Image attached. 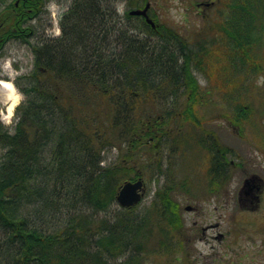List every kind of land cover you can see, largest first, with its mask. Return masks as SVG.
<instances>
[{"label": "trees", "instance_id": "16d2710c", "mask_svg": "<svg viewBox=\"0 0 264 264\" xmlns=\"http://www.w3.org/2000/svg\"><path fill=\"white\" fill-rule=\"evenodd\" d=\"M49 1L0 0V53L19 41L34 56L24 84L16 83L25 98L13 132L0 125V264H148L151 256L176 264L181 211L169 193L148 213L137 215V205L120 207L113 222L97 215L118 204L129 158L177 118L174 110L149 113V99L165 81L191 100L194 68L207 78L235 73L238 60L264 70L256 56L263 57L264 0H221L218 52L203 43L195 48L149 9L132 14L148 0H120L128 7L123 17L114 0H72L59 16L60 35L33 44L39 36L32 22ZM235 110L239 120L253 117L244 106ZM117 147L125 156L106 163L105 153Z\"/></svg>", "mask_w": 264, "mask_h": 264}, {"label": "rangeland", "instance_id": "374dc122", "mask_svg": "<svg viewBox=\"0 0 264 264\" xmlns=\"http://www.w3.org/2000/svg\"><path fill=\"white\" fill-rule=\"evenodd\" d=\"M148 2L149 13L156 21L180 34L192 46L203 43L208 49L216 51L215 43L222 42L225 38L219 30L225 21V17L220 13L221 0H148ZM111 3L116 6L119 16L123 17L128 9L126 1L114 0ZM199 3L213 4L207 7L198 6ZM70 6L72 0H50L46 13L32 22L36 25L35 30L39 36L32 37V43H37L43 35L53 37L60 35L59 16L67 12ZM262 45L263 57L260 53L256 56L264 67V36ZM207 57L209 56L204 58L206 68ZM237 63L235 73L227 70L221 72L222 75L226 73L224 78L215 76L216 73L207 78L200 70L194 68L198 92L197 96L190 95L191 100L186 95L190 93L168 86L169 80L165 81L159 91L162 97L159 95L150 97L149 113L158 115L164 114V111L174 110L177 111V118L163 129L162 137L151 140L148 148L144 147L141 152L134 153L129 158L127 179L141 178L146 185L144 197L135 210L137 215L148 213L154 200L165 192L180 205V226L175 231L173 239L175 257L182 259L176 264H254L250 259L242 263L239 257L235 258L234 253L239 252L244 246L246 248V245L249 246L246 244L247 240L263 237L261 232H257L261 228V223H253L250 219L253 218L252 215L264 216V70H250L247 64L242 67L239 60ZM33 64L34 56L29 44L12 41L0 53V81L12 82L14 92L18 96V103L9 113L7 91L0 85V125L11 130L10 132H13L17 122V108L25 98L16 83L24 84L22 77L32 71ZM192 97H195V100ZM236 106L252 110L253 117L249 120H239ZM186 108L190 109V112L193 111L192 117L189 115L191 113L186 112ZM208 145L214 148L213 153L207 148ZM4 152V148H0V159ZM226 152L229 176L218 179L212 169L217 168L218 160L224 157ZM124 156L118 147L113 148L105 153L106 163L117 162ZM253 176H257L255 182L261 187L262 195L258 205L249 198L243 199L241 203L233 199L231 206L225 208L220 204L215 211L212 193L239 191L245 179ZM222 178L228 179L227 182L225 183ZM187 206L198 207L200 211L199 213L187 211ZM119 208L120 206L116 204L97 217L107 218L113 222L117 218ZM219 215L223 220L221 230L228 231L229 237L223 242L213 241L215 233L209 230L206 242L197 241L193 229L195 230L198 225L207 226L213 223ZM225 219L228 223H225ZM199 231L200 229L195 233L197 237L201 233ZM2 236L3 233L0 232V241ZM231 241L236 244L228 248L227 244ZM164 252L162 249L161 253ZM198 257L199 263L196 259ZM118 260L123 262L124 258ZM147 261L148 264L161 262L159 257L155 256L149 257Z\"/></svg>", "mask_w": 264, "mask_h": 264}, {"label": "flooded vegetation", "instance_id": "af4514ba", "mask_svg": "<svg viewBox=\"0 0 264 264\" xmlns=\"http://www.w3.org/2000/svg\"><path fill=\"white\" fill-rule=\"evenodd\" d=\"M208 147H212L211 145H208ZM220 150H218V155ZM227 152L224 154V157H220V159L218 160L219 164L217 165V168L214 167V175L216 177H218V179L222 176H225L226 178L229 176V167H228V163H227V156H226ZM224 162V163H223ZM257 176H253L250 178L245 179L243 187L236 192H231V191H227V192H214L212 193V198L215 200V211L218 210L219 205H224L225 208L228 206H231L232 204V200L236 199L238 201H240V203L242 202L243 199H251L253 201H255V204L258 205V203L261 201V187L258 183L255 182V178ZM226 178H222V180L226 183L228 179ZM212 184V183H211ZM229 190V189H228ZM248 196V197H245ZM219 200V201H218ZM220 202V203H219ZM188 209V206L186 207L187 211H194V213H199L200 209L198 207H193ZM255 207V206H254ZM253 218L250 219L251 222L253 223H261V228L257 231L258 233L261 232V239L256 237V240H252L249 239L246 241V245L247 247L243 249H241L239 252L234 253L235 254V258L239 257L242 260V263L244 262V260H248L250 259L251 263L254 264H264V216L261 215H252ZM200 217V216H199ZM225 223H228V221L225 219L224 220ZM222 217L219 215L217 220L215 219L213 223H210L207 226H202V225H198L197 228L194 230L193 229V233L198 232V230L200 229L201 233L199 234V236L197 237V235H195L194 233V238H197V241L199 240L200 242H206L205 239H207V233L209 230L213 231L215 233V235H213V241H220L223 242L225 241L228 237V231H222ZM199 231V232H200ZM257 235V233H256ZM235 242L231 241L229 244H227V247H231L233 246ZM236 244V243H235ZM197 259V263H199L200 261V257L196 258ZM215 263H217L216 260H214ZM237 262V261H236Z\"/></svg>", "mask_w": 264, "mask_h": 264}, {"label": "water", "instance_id": "95a60500", "mask_svg": "<svg viewBox=\"0 0 264 264\" xmlns=\"http://www.w3.org/2000/svg\"><path fill=\"white\" fill-rule=\"evenodd\" d=\"M147 8L145 10L133 11V15H145ZM145 193V184L142 179L136 181L125 182L117 196V202L122 208H131L138 205ZM190 209V207H188Z\"/></svg>", "mask_w": 264, "mask_h": 264}, {"label": "bare ground", "instance_id": "6f19581e", "mask_svg": "<svg viewBox=\"0 0 264 264\" xmlns=\"http://www.w3.org/2000/svg\"><path fill=\"white\" fill-rule=\"evenodd\" d=\"M0 85L4 87L7 91L6 98L10 102L7 111L10 113L15 108L16 104L18 103V96L14 92V85L10 81H0Z\"/></svg>", "mask_w": 264, "mask_h": 264}]
</instances>
